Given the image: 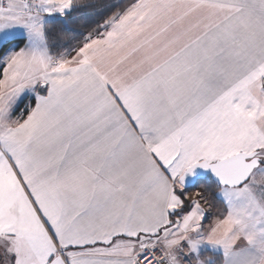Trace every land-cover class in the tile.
I'll return each mask as SVG.
<instances>
[{"label":"snow or ice","instance_id":"6c2138e0","mask_svg":"<svg viewBox=\"0 0 264 264\" xmlns=\"http://www.w3.org/2000/svg\"><path fill=\"white\" fill-rule=\"evenodd\" d=\"M94 7L0 0V264H264V0Z\"/></svg>","mask_w":264,"mask_h":264},{"label":"trees","instance_id":"16d2710c","mask_svg":"<svg viewBox=\"0 0 264 264\" xmlns=\"http://www.w3.org/2000/svg\"><path fill=\"white\" fill-rule=\"evenodd\" d=\"M95 4L94 8L84 9L81 19H78L72 27L79 31H85V26L95 27V22L100 21L102 16L105 14V9L107 6L112 4H120L126 2V0H91ZM81 15V14H77ZM71 33L64 36V40L71 39Z\"/></svg>","mask_w":264,"mask_h":264}]
</instances>
